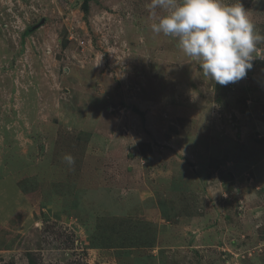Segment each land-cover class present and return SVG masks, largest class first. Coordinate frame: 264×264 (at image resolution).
Masks as SVG:
<instances>
[{
	"label": "rangeland",
	"instance_id": "rangeland-1",
	"mask_svg": "<svg viewBox=\"0 0 264 264\" xmlns=\"http://www.w3.org/2000/svg\"><path fill=\"white\" fill-rule=\"evenodd\" d=\"M151 4L0 0V264H264V39L221 86Z\"/></svg>",
	"mask_w": 264,
	"mask_h": 264
},
{
	"label": "clouds",
	"instance_id": "clouds-1",
	"mask_svg": "<svg viewBox=\"0 0 264 264\" xmlns=\"http://www.w3.org/2000/svg\"><path fill=\"white\" fill-rule=\"evenodd\" d=\"M152 15L156 8L165 11L151 25L156 34L175 38L182 52L199 63L204 77L226 86L246 77L261 37L237 0H152ZM64 159L69 165L71 155Z\"/></svg>",
	"mask_w": 264,
	"mask_h": 264
}]
</instances>
